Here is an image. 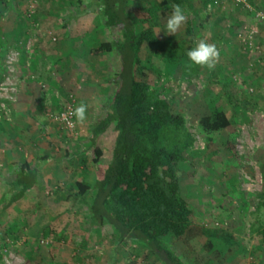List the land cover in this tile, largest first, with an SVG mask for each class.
Masks as SVG:
<instances>
[{"label":"rangeland","instance_id":"obj_1","mask_svg":"<svg viewBox=\"0 0 264 264\" xmlns=\"http://www.w3.org/2000/svg\"><path fill=\"white\" fill-rule=\"evenodd\" d=\"M92 1L0 2V78L7 69V55L16 50L18 54L7 71L18 93L19 60L30 57L39 45L47 55L38 67L43 66L47 76L62 83L61 106L70 94L77 106V93L86 96L92 89L93 98L87 105H102L112 89L110 76L117 65L109 54L93 51L110 40V33L96 14L66 22L67 11L88 7ZM161 1L130 0L127 12L137 31L153 27L160 37L158 44L143 46L138 76L184 113L195 138L181 164L180 176L181 194L194 213L193 226L184 240L169 238L168 243L184 264H253L256 254L242 251V245L253 246L259 237H248L249 229L257 222L264 225V43L259 39L264 21L256 16L262 9L253 8L247 0L242 2L248 7L232 0H185L186 22L173 35L164 31L173 5ZM7 36L17 38V43L7 45ZM201 39L214 43L220 51L212 70L192 64L186 55ZM36 73L29 74L30 80L47 90L48 82ZM228 91L233 103L228 101ZM12 104L0 118L6 124L12 122ZM60 108L38 109L37 121L14 145L21 159L25 160L23 154L27 153V159L36 157L52 169L43 173V186L38 183L24 200L0 213V264H158L138 243L117 244L109 225L99 231L88 230L84 205L70 196L75 193L74 181H93L95 166L90 176L73 168L82 158L88 168L92 166L93 149L88 142L85 147L79 141L88 136L91 124L79 123L75 116L73 130L55 124L49 114ZM216 111H222L230 125L207 133L201 119L212 117ZM64 138L67 140L62 141ZM111 141L112 136L104 137L102 146ZM84 148L87 150L82 153ZM46 150L51 154L44 163L41 157ZM105 155L102 163L108 161V153ZM58 166L61 171L53 173ZM2 176L1 172L0 205L7 195ZM57 195L68 196V200ZM18 231L20 238L14 236ZM87 233L89 240L82 247Z\"/></svg>","mask_w":264,"mask_h":264},{"label":"trees","instance_id":"obj_2","mask_svg":"<svg viewBox=\"0 0 264 264\" xmlns=\"http://www.w3.org/2000/svg\"><path fill=\"white\" fill-rule=\"evenodd\" d=\"M168 1L186 10L185 0L161 3ZM128 3L129 0H94L88 7L66 13V22L86 14L101 18L111 38L93 53L109 54L117 65L110 76L112 89L94 113L87 138L93 149L94 182L74 181L75 193L70 197L84 205L88 230L99 231L109 225L117 244L138 243L145 255L158 264H184L168 239L184 240L193 226L194 213L181 194L180 176L181 164L195 138L184 113L138 76L143 46L158 44L160 37L153 27L136 30L127 12ZM222 85L226 88V84ZM226 94L233 103L231 93ZM229 125L222 111L201 119V127L207 133ZM101 136H112V141L96 147ZM105 152L108 161L102 163ZM35 180L34 171L20 167L8 189L9 196L0 205V213L24 200ZM57 196L68 200V196ZM18 232L13 235L20 238ZM261 233L264 239V229ZM88 236L89 233L82 238V247L87 245Z\"/></svg>","mask_w":264,"mask_h":264},{"label":"crops","instance_id":"obj_3","mask_svg":"<svg viewBox=\"0 0 264 264\" xmlns=\"http://www.w3.org/2000/svg\"><path fill=\"white\" fill-rule=\"evenodd\" d=\"M233 1V0H232ZM244 1V0H242ZM250 4L253 5V8H260L262 10H258L261 12H264V0H247ZM130 2V0H129ZM239 4L244 5V7H248V5H245L244 2H237ZM129 5V3H128ZM11 10H15L16 15L21 16L22 13H20L17 9L11 8ZM17 16V17H18ZM8 27V26H7ZM6 27V29H7ZM12 28V27H11ZM16 28L20 29V25L17 24ZM10 34L7 30L5 31ZM17 39V38H16ZM15 38H12V36H7V40L10 41V44L7 45H12L13 43H17ZM259 39L264 43V28L260 27V33H259ZM12 42V43H11ZM33 49V48H32ZM35 52L33 54H30V57L27 56H21L18 64V75L20 79V84L18 88V93L16 96V101L15 103L12 104L11 106V118L12 122L10 124H6L3 120H0V150H2V153L0 152V160L4 164V167L0 169V173H4V176H2L3 180V185L7 188V195L4 196V200L7 199L9 196L10 192L8 189L10 188L12 182L15 180L16 173L19 171L20 167H25L26 169H30L34 171L36 175V184L32 189L37 187L39 185L38 183H41L43 186V173L46 171L51 172V167L47 165L40 164V162L36 161L38 160L36 157L31 156L32 154H29V156L32 157V159H27L28 154L25 153L23 154V157L25 160L21 159L22 156L19 155V153H16L14 150V145L18 144L21 141V137L25 135L27 130L30 129V127L34 124V122L37 121V113L38 109L42 110L43 108H49L48 110H53L58 107H61V104L63 102L62 99V83H60L59 79L52 78L50 75H46V71L44 70L43 66L38 67V65L42 64V60L44 59V56L47 55L44 49L40 48L39 45L36 46V49L34 48ZM4 54V51L2 55ZM30 58V59H29ZM28 59V61H27ZM40 70L41 72L37 71ZM31 72H37L36 74L38 75L39 78L43 79L45 82H48V89L47 90H41L40 87L37 85V83L32 82L30 80L29 74ZM93 88V87H92ZM93 89L90 90V94H87L86 96L83 95V93L79 92L77 93V106L80 105L81 103L85 104L87 106V112H86V120L84 122H92L94 121V113L96 110L101 106L95 107L94 104H89V102L92 101L93 98ZM42 106V107H41ZM41 107V108H40ZM46 121V120H45ZM52 129V128H51ZM91 130V128H90ZM51 131V130H50ZM89 136V134H88ZM88 136H86L83 139H80V143L85 144L86 147V142ZM67 139L64 138L62 141H66ZM104 140V136H101L95 143L96 147H102V143ZM85 142V143H84ZM90 144V143H89ZM3 146V147H2ZM7 150H5L6 148ZM85 149V148H84ZM87 149L83 150L86 151ZM71 155L72 152H68ZM51 153H48L47 150L43 152V155L41 159L44 160L46 157H48ZM80 154H78L79 156ZM60 156V155H59ZM67 156V152L64 153V157ZM70 156V155H69ZM81 156V155H80ZM106 157V155L104 156ZM103 157V158H104ZM102 158V159H103ZM36 159V160H35ZM108 159V155H107ZM81 159V164L79 163V167L75 166L73 167L74 169H77V172H82L85 171L91 175L93 166L95 164L93 163L92 160H90V165L89 168L87 167L88 164L86 165L85 160ZM88 162V160H87ZM45 163V162H44ZM60 166L55 168V174L59 172ZM64 169L68 170V167L64 166ZM61 171V170H60ZM93 181L92 183L89 182L88 180H85L86 182L93 184L94 179H95V172H93ZM56 177L52 178L55 179ZM64 178V177H63ZM3 200V201H4ZM264 229V225H262L260 222H257L253 226H251V229H249V233L247 234L248 237H259V239L254 240L253 246H248L244 244L242 245V248L244 252L248 253L251 251L252 253L256 254L255 255V262L253 264H264V239L262 238V233L261 231ZM247 244V242H246Z\"/></svg>","mask_w":264,"mask_h":264},{"label":"clouds","instance_id":"obj_4","mask_svg":"<svg viewBox=\"0 0 264 264\" xmlns=\"http://www.w3.org/2000/svg\"><path fill=\"white\" fill-rule=\"evenodd\" d=\"M186 19L187 15L184 9L179 4L173 5L171 15L166 20L165 34L175 35L186 22ZM186 55L192 64L212 70L219 61L220 51L214 43L201 39L187 51ZM86 112L87 106L83 103L71 110V114L76 117V121L79 123L86 120Z\"/></svg>","mask_w":264,"mask_h":264},{"label":"built area","instance_id":"obj_5","mask_svg":"<svg viewBox=\"0 0 264 264\" xmlns=\"http://www.w3.org/2000/svg\"><path fill=\"white\" fill-rule=\"evenodd\" d=\"M236 2H242V0H233ZM256 16L264 21V13L261 11L256 12ZM17 51H12L7 55V60L4 63L5 72L0 78V118L6 115L9 111V105L15 101L17 88L13 80H11V74H8V68L12 67L14 58L17 56ZM5 64L6 68H5ZM11 73V71L9 72ZM13 79V78H12ZM76 107V100L72 94L68 95L67 101L61 106V108L55 112L49 114L50 119L55 124L62 126L63 128L74 129V115L71 114V110Z\"/></svg>","mask_w":264,"mask_h":264}]
</instances>
